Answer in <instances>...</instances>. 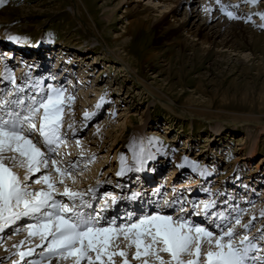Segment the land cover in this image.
<instances>
[{
	"label": "rangeland",
	"instance_id": "1",
	"mask_svg": "<svg viewBox=\"0 0 264 264\" xmlns=\"http://www.w3.org/2000/svg\"><path fill=\"white\" fill-rule=\"evenodd\" d=\"M131 1L123 0L122 3L121 0H0V32L7 31L15 38L27 39L29 45L32 39L41 33L45 40H51L57 47L63 45L66 50L74 52L73 54L81 55L85 50L83 56L88 60L84 63L92 67H84L83 70L88 69L87 76H90L89 81H85H88L92 88V85L97 83L99 87L97 93L94 90L86 94L78 90L73 94L71 103L74 106L71 104L63 111V118H67L68 123L72 122L71 126L80 123L79 120H86V115L83 114V118L79 119L78 112L81 114L92 111L95 98L91 94L112 99L116 105L113 116L109 117L101 110L96 121L92 122L81 136L75 138L76 141H70L71 145L68 143V147L87 150L85 154H90L88 151L95 153L91 154L94 156L92 164L84 168L83 175L92 177L91 180H99L98 174L106 175L112 161L117 162L129 154L127 150L131 144L133 128L143 126L141 137L134 136V140L136 141L137 137L140 149L148 153L157 147L169 155L180 156L181 166L186 167L188 161L195 168L193 171L200 168L206 170L211 173L210 179L219 186L226 180V185L231 182L229 180L235 181L237 176H234L238 173L241 177H251L257 170L260 174L253 175V178L257 179L256 176L264 173V165H261L264 156V129L258 130L264 126V19L261 18L264 15V0H219L220 5L225 7L219 16L237 23L234 26L236 46L232 50L199 48L191 43V40H194L192 36L185 41L181 35H175V30H164L172 24L171 18L164 17L163 9L159 10L154 3L147 0L133 3L135 9L132 8L133 4H130L128 9L134 11L124 12L127 9L124 7ZM172 6L173 3L169 4V7ZM184 12L185 9H182L176 18L184 20ZM189 12L193 14L192 10ZM226 12L232 13L235 18L230 19ZM203 15L205 16V13ZM171 36L176 38L175 42L180 41L179 45L173 43L167 46L173 42ZM112 51L117 52L118 56L126 61L121 64L115 62L110 58L114 55ZM167 61L170 63L165 64ZM81 94H86L85 98ZM96 107L97 103L94 112ZM181 111L185 112L186 116L180 115ZM127 118L131 122L124 124ZM245 118H256L260 124L257 125L255 119L249 121ZM214 124L219 126L216 137L212 131ZM79 131L81 129L76 130L75 134ZM253 139H256V155L250 161L248 151ZM63 145V153H75L73 149L67 151L66 144ZM137 152L134 154L135 162ZM64 159L69 158L63 157ZM165 161L166 168L160 169L162 174L172 167V161ZM257 165L259 166L256 169ZM21 169L19 171H22ZM29 175L28 182L35 178L34 173ZM47 175L50 178L48 173ZM76 176L81 179V184L87 183L88 180L82 183L83 177L78 172ZM260 179L262 177H259ZM35 185L39 186L35 191L49 190L46 184L42 183L41 187L39 184H32ZM54 185L59 186L54 190H62L65 186L59 183ZM42 187L45 190H42ZM67 188L69 191L74 190ZM178 194L182 195L183 192L178 191ZM261 198V203H264V194ZM260 216L262 222L264 214ZM120 220L126 219L123 217ZM255 226L254 221L249 224L251 228ZM19 227L23 226L16 227L15 235L10 234L7 239H0V252L4 251L3 247L11 246L17 239L25 240L22 246L16 249L17 252L23 253L31 246L34 248L35 243L37 246L39 240L36 239H40V236L29 239L26 230L23 231ZM261 227L264 233V227ZM125 241L123 236H119L115 241L118 247H113V250L126 251ZM43 248L46 251L47 248ZM254 251H251L248 257H252ZM17 252L8 260L4 258L0 264H17ZM37 252L38 250L33 252L35 260L40 256L38 261H35L36 264H63L65 261L64 254L53 253L54 255L45 258L47 254H36ZM91 255L95 257V253ZM161 255L168 259L167 254ZM128 256L130 258V255ZM187 258L193 257H184L185 260H188ZM22 259L20 264H27L30 260L25 255ZM104 259L107 264V257ZM112 260L113 264H118V256L112 257Z\"/></svg>",
	"mask_w": 264,
	"mask_h": 264
},
{
	"label": "snow or ice",
	"instance_id": "2",
	"mask_svg": "<svg viewBox=\"0 0 264 264\" xmlns=\"http://www.w3.org/2000/svg\"><path fill=\"white\" fill-rule=\"evenodd\" d=\"M225 14L230 19L235 18L230 12ZM261 18L264 19V15ZM61 97L62 93L53 89L46 99L34 101L27 115L8 112L10 119L0 116V231L22 216L41 213L42 219L36 217L37 222L27 226L29 236L39 235L41 241L47 242L49 252L66 254L63 256L65 259L71 256L75 264H81L83 260H87V264H105V257L107 264H112L114 256H120L124 264H128L126 251L113 250V247H118L115 241L121 234L128 241L129 248L135 247L132 259L143 257V264H245L248 249L234 244V229L214 235L206 228L188 225L180 219L174 221L166 215L143 216L136 222L119 226L111 221L105 227L100 225L98 216L93 218L90 214L76 211L75 206L69 207L54 200L55 185L47 176L42 180L49 191H30L13 168L24 169V180L27 181L28 174L39 171L41 165L48 167L45 152L41 151L39 142L34 141L30 133H38L49 153L67 143L60 132L64 103ZM68 99L71 101L73 98ZM6 103L0 102V110ZM59 163L56 159L51 160V166L63 175H69L70 169L75 167L70 165L60 169L57 167ZM35 183L40 184L41 180L37 179ZM60 183L63 184V179ZM63 195L75 200L83 194L70 192L65 186ZM49 208L51 211H42ZM247 240V236L241 237V244ZM91 253H95L94 258ZM162 253L167 254L168 259H164ZM26 254L30 253H19L21 257ZM186 256L193 258L185 260Z\"/></svg>",
	"mask_w": 264,
	"mask_h": 264
},
{
	"label": "bare ground",
	"instance_id": "3",
	"mask_svg": "<svg viewBox=\"0 0 264 264\" xmlns=\"http://www.w3.org/2000/svg\"><path fill=\"white\" fill-rule=\"evenodd\" d=\"M121 1L123 3V0H121ZM137 1L138 0H132L130 3L128 2L129 4L127 3L126 6L124 7V8H127L124 12H128V10L134 11V10L128 9L127 6H130V4L136 3ZM138 2H140V1H138ZM147 2L154 3V6H157L159 10L163 9L162 13L164 14V17L169 16L171 18L172 24H169L167 26V28L164 30H175V33H176L175 35H177V36L181 35L180 37H184L183 40L188 41L189 36H192V39H194V40H191V43L196 45V46H199V48L200 47L201 48L207 47L208 49H212V47H216L217 49H223V48L227 49L228 48L231 50L235 48L236 45H235V33L234 32H235L236 27H234V26L237 23L234 24L232 21L228 20L226 17L225 18L220 17L221 16L220 14L222 12V7H221L222 5H220L221 2H219V0H147ZM168 3L169 4L173 3L172 8L169 7ZM117 5H119V4L117 3ZM132 8L135 9L136 6L133 4ZM144 9H145V7H144ZM182 9H185V12L183 13L185 16V19L179 20L176 18V16H178V14L180 13V11ZM190 10H192V12H193L192 15L189 12ZM204 13H205V16L203 15ZM161 21H163V20H161ZM131 24H133V23H131ZM232 24H234V25H232ZM232 29L234 31H232ZM130 31H131V29H130ZM242 31L245 32L244 29H242ZM244 34H246V33H244ZM115 36L116 35H114V37ZM0 38H2V34H0ZM120 39H121V37H120ZM175 39L176 38L172 37L173 42L167 44V46L169 47V46L173 45V43H176L179 45L180 41L177 40L175 42ZM200 40H202V41H200ZM191 49H192V47H191ZM183 50L186 51V48H184ZM112 52H113L112 54H114V55H113V57L110 56V58L113 59L115 62L121 64L122 62L126 61V60H123L122 57L118 56L117 52H114V51H112ZM43 53L39 57L34 56V59L29 60V61H25L26 63L24 62V58L25 59H27V58L25 57L24 54H21L20 56L18 55V57H20V58L15 59L19 63H24L27 66L28 65H34V66L37 65L36 72H34V75H36V76H34L32 84H33V87H39L40 92L44 91V93H41L42 99H46L48 95L52 94V90L56 89L62 93L61 99L64 101L63 108L71 106L70 105L71 101H69L68 97H72L71 96L72 95V88L75 87V85H76L75 84V78H77L78 90H80V92L82 90L84 93L87 94L88 92L90 93L91 91L95 90V93H97V89L95 87H98L99 84L97 83V84L93 85V88L90 86V83H88V81H89L88 77H90V76H87V73L89 72V70L88 69L83 70L84 69V67H82L83 65L74 63V64H72L71 67H65L64 66V67L60 68V65L56 61H54L50 66H48V64L50 62V56L47 55L48 53L45 55ZM2 54H3V51L0 50V56H2ZM77 58H80L79 61L81 63H84L86 60H88V59H85L86 56H83V55L77 56ZM169 61H167L165 64L170 63ZM10 62H11V60L5 61V63L9 67V69L12 68V64H13ZM42 65H45L46 67H41ZM47 66L50 69L48 71H47ZM126 66H128V65H126ZM16 68H20V67H17V65H16ZM129 68L130 67H128V71L130 70ZM46 76H48V78H50V79L47 80L45 78ZM12 79L13 78L10 77L11 81H12ZM86 79L88 80L87 82L85 81ZM44 81H49L48 85L45 89L42 88ZM62 82L66 83V85L64 87H60ZM53 84H55V86ZM86 94H81V95L83 98H85ZM40 100H41L40 98H37L36 102H38ZM102 101L103 100H99L97 102V107H96V111L94 112V114L98 115L96 112L102 106V104H101ZM82 102H84V101H82ZM36 106H38V104ZM72 106H74V104H72ZM75 115H77V114H75ZM180 115L186 116V113L181 111ZM88 116L89 115H87V119H88ZM84 119H86V116L84 117ZM245 119H247L249 121H251L252 119L253 120L255 119L254 122L257 125L260 124V121H258L256 118H251V119L245 118ZM130 122H131L130 119L127 118L125 120L124 124L125 123L129 124ZM214 125L215 126H214V129H212V131L217 132V129L219 126H218V124H214ZM263 129H264V126H261L258 128L259 131L263 130ZM132 131H133V134L131 137V144L128 145L129 149L127 148L128 151L134 150L137 147L136 146L137 143L134 140V136H141V134L143 133V126L135 127V128H133ZM62 132H63V130H62ZM63 133H62V137L67 141V143H69L68 141L71 139L69 133H65L64 136H63ZM82 133L83 132L81 130L77 134H74V136L78 137V136L82 135ZM255 140L256 139H253L252 145L249 147V151H248V158L250 161L256 155V146L257 145L255 143L256 142ZM67 143H66V148L71 147V146L67 147L68 146ZM103 143H105V142H103ZM61 146H64V145L62 144ZM62 149H64V148H62ZM67 151H69V150H67ZM135 151H138L136 162H135V165H137L136 169L141 171L143 174H146V172H147V164L146 163H147V159H148L147 154L143 153L142 151H139V150H135ZM43 152H45L46 157L47 156L53 157L52 152L49 153L46 149H43ZM158 154L161 155L160 158H166V157L168 158L169 157L172 161V164L175 167H177V165H179V163L181 161L180 156L169 155L168 153H166L164 151L161 152L159 149H156L154 151V153L152 154L154 157L151 155V157H153V158H152V161L149 162L150 164L152 163V165L149 166V168H148L149 172H151L154 165L157 162H159L157 160ZM61 156L64 158H69V159L68 160L64 159L61 161L58 160L60 163L57 165V167L60 169H66V166L69 165L70 163H72L73 159H75V160L78 159V158L74 157L75 156L74 154L69 155V152L62 153ZM84 158H86V159H80V160H77V162H84V161L87 162L89 157H84ZM53 159H55V158H53ZM48 160H49L48 167H46L44 169V166L41 165L40 170L34 172L35 178L30 179L29 182H28V180L27 181L23 180L25 173H24V169H21L23 172V175H22L23 184L27 185L28 189H32L30 191H35V189L39 187L38 185L32 186V184H37V183H35V181L37 179L41 180V183L39 184L40 187H41L42 183L44 184L42 177L45 176L43 173H46V172L50 175V178L48 177L49 181H52L54 184H57V183L61 184L60 183L61 179H63L64 182H67L69 180V179H67V176H69V178L74 177V179L76 181H78L77 177L73 176L72 171H70L69 175H63L62 173L57 172L56 169H54V168H53V170H51V168H52L51 160L49 158H48ZM263 163H264V156L261 159V164H263ZM160 165H163V164L160 163ZM258 166L259 165L256 166V169L258 168ZM120 167L123 168V166H120ZM145 169H146V171H145ZM189 169H190V166H189ZM192 170L193 169H191V171ZM93 172H94V170H93ZM79 173L81 174L82 177H84V175H83L84 172H82V169L79 171ZM118 173H120V171ZM207 175H208V173L203 172L200 174V179L198 181H197V179H186V180H182L178 183H175L174 187H173L174 189L171 188L169 190V192L166 193L169 196L172 193L171 195H173V197L167 201V203L168 202L172 203L174 201V199L177 197L178 191H180V193L183 192V194H182V195H184L183 201L186 202V204H185L186 208H182V206L179 204L178 208H180L179 209L180 211L178 212V214L172 215L170 212V208H168L166 206H163L162 208H158L156 206H152V204H151L152 202H147L146 199H148V201H151L149 199L153 200L156 197V193H154L155 192L154 189L150 190L151 185H147V184H151L150 180H141V181H134L135 183H133V184H136V185H133V186L137 187L135 192L131 193L128 196V198H126L125 200L119 201L118 204L116 205L115 209L110 210V211H108V210L102 211L103 209L101 207H98L95 210V214H94L95 216L94 217L96 218L98 216L100 218V224L101 225H104L108 222L110 223L111 221H115L116 225H122V224H129L135 218L140 219L143 216L166 215V216H171L174 221L177 219H180L188 225L206 228L209 231H211L214 235L221 234L222 232L227 231L229 229H234V236H233L234 244L238 247H247V249H248L246 259H245V264H264V239H263V236L259 235L258 227H255L253 230L249 231L247 229V227H245V225L248 226V222L244 223V221H243L245 218L248 220L254 219V220H256V223L259 222V227H260L262 225V223H264V219L261 222L262 216H260V215H262V213H264V203L263 202L261 203L262 200L257 201L254 199L255 195H257V193H256V191H252L251 187L245 188L244 186H240V189L228 188L229 190H224L223 188H220L218 190H214L215 186H213L211 188V190L209 191L208 190L209 188L207 186V187H203L204 190H206V192L202 191L201 187H200V189H195L198 186L199 182H201V184L203 186L207 185L205 183L206 180L208 179ZM36 177H37V179H36ZM85 177L88 178V176H85ZM259 177H261V176H259ZM64 182H63V184H64ZM119 182H123V181L120 180ZM131 182H133V180ZM245 182H249V180L247 179V180H245ZM76 184L78 185V183H76ZM171 184H173V183H171ZM229 185L231 186V182L227 183V186H229ZM46 187H47V185H46ZM64 187L62 188V190H54L52 195L58 196L57 202L67 204L70 206V205H72V200H70L67 196L65 197V196H61V194H59V193H63ZM193 187H195V188L192 189ZM76 188H78V187H76ZM173 190H175V191H173ZM240 190H241V194L239 192ZM212 191L214 192V195H217V199L214 201H212L211 199L210 200L205 199V201L201 202V204H200L201 206L196 205L193 207V208H195V214L190 216V217H187V212L185 213V211L189 210L188 207H189V205H191L190 203L193 202V199L198 197V195H200V196L206 195V193L209 192V194L206 195V197L208 198L212 194L211 193ZM225 191H227V192H225ZM223 193H228L227 194L228 196L225 197L226 194H223ZM242 193H243V195H242ZM214 195H212V196H214ZM221 195H223V197H221ZM244 196H248V197H244ZM90 197H91V193L88 194L87 199H91ZM177 199H179V197H177ZM155 202H157V200ZM206 202H208V203H206ZM85 205H87V202ZM42 211H51V209L49 208V209L42 210ZM245 213L247 214V216L243 217L242 215ZM120 215H123L124 218L126 220H129L130 222L124 221V223L123 222L118 223L119 222L118 220H120V218H122V217H120ZM212 215H213V217L210 218V216H212ZM36 217H41V219L43 218L41 213H35V214L30 215V216H22L20 219L16 220V221L21 220L24 222V224L16 225L17 223H15L16 222L15 221L14 223H11L8 226H5L3 228V231H0V239L1 238L7 239L10 234L15 235L17 233V228H16L17 226H23L22 229H24V228L27 229V226L29 224H33V222H37ZM132 217H135V218L133 220H130ZM22 219H24V220H22ZM237 220L240 221L239 224L236 223ZM24 225H25V227H24ZM26 235L28 236L29 239L34 236V235L29 236L28 230H27ZM120 236H123V235L121 234ZM243 236H247L248 240L244 241V243L241 244V237H243ZM251 236L255 237L256 242H253V240H249V238ZM13 239H16V238H13ZM17 240H20V239H17ZM17 240L11 246L2 248V250H4V251L0 252V263L3 261L4 258L8 260L12 256V254H14V252H17L16 249L20 248L25 241L23 239H21L20 242ZM36 240H39L37 246H39L40 244L44 245L46 243L45 241H41V239H36ZM0 242H1V240H0ZM124 243H125L124 245L126 248L125 249L126 252L130 253V254H128V255H130V258H128L129 256L127 255L128 264H143V259H140V260L132 259V256L135 254L134 245L131 248H129L127 246L128 241H125ZM26 246H28V244ZM261 246H263V247H261ZM206 250H207V248L205 246V251ZM251 251H254V255L256 253L255 256L252 255L253 258L248 257V255L250 254ZM33 252H34L33 249L30 248V250H28V252H27L30 254L25 255L26 258H28V259L30 258V260H28L27 264H36V262H35L36 260L34 259V255L32 254ZM47 252H49V251H43V253H45V254H47ZM19 253H21V252L15 253V254H17L16 257H18ZM23 253H25V252H23ZM55 253H57L58 255L59 254L61 255V253H59V252H55ZM18 258H19V260L16 263L20 264V262L23 261L22 258H24V256L21 257L19 255ZM117 261H118V264H124V260L120 256H118ZM119 261H120V263H119ZM113 262L114 261L112 260V264H113ZM83 263L87 264V260L81 261V264H83ZM25 264H26V262H25ZM63 264H75L74 258L73 257L71 258V256L70 257L68 256L65 259Z\"/></svg>",
	"mask_w": 264,
	"mask_h": 264
}]
</instances>
